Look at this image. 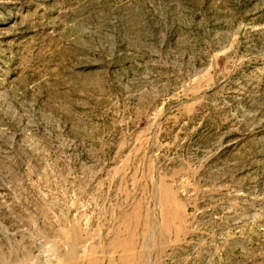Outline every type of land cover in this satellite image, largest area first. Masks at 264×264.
I'll list each match as a JSON object with an SVG mask.
<instances>
[{
	"label": "rangeland",
	"instance_id": "1",
	"mask_svg": "<svg viewBox=\"0 0 264 264\" xmlns=\"http://www.w3.org/2000/svg\"><path fill=\"white\" fill-rule=\"evenodd\" d=\"M0 264H264V0H0Z\"/></svg>",
	"mask_w": 264,
	"mask_h": 264
}]
</instances>
